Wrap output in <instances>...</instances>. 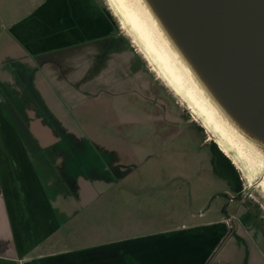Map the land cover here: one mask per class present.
<instances>
[{"label":"rangeland","instance_id":"1","mask_svg":"<svg viewBox=\"0 0 264 264\" xmlns=\"http://www.w3.org/2000/svg\"><path fill=\"white\" fill-rule=\"evenodd\" d=\"M94 2L101 3L103 11L114 20L112 23L108 19L111 33L121 36L117 42L108 38L100 52L94 46L53 50L33 59L34 69L29 67V61L18 69L12 60L19 59L21 54L7 49L12 48L10 38H0V101L14 106L9 93H16L18 82L26 102L37 106L27 90L31 84L49 108L50 115L43 107L46 116L42 108L31 111L33 115L28 121L34 127L32 132L42 137V147L61 149L58 163L55 153L47 150L48 164L38 168L40 172L50 171L52 165H60L61 171L68 169L70 178L64 177L62 184L58 182L53 189L59 200L64 203L69 195V199L75 197L79 201L76 194L86 198L84 193L89 189L80 178L81 174H88V166L103 163L117 174L113 165L117 160L132 169L120 182H109L99 190V199L87 205L58 204V210L65 208V213L60 214L62 228L58 231L63 229L69 234L61 242L52 243H72L82 237H96L99 232L104 235L98 238L110 239L122 233L173 228L182 222L194 224L200 219L218 218L225 208L233 227L231 236L236 235L234 245L250 249L251 256L258 260H252V264H264V190L259 184L263 170L250 169L230 150L229 158L242 181L240 197L234 198L226 182L212 172L209 159L211 139L219 147L218 142L228 144L193 102L184 93H177V87L165 78L119 2L118 7L116 0ZM43 63L47 66L40 70L37 65ZM38 106H42L40 102ZM4 112L5 107L0 106V171L3 175L10 169L13 174L4 175L3 184L0 180L1 193L9 201L18 195L19 188L23 209L33 214V221L34 211L38 212V222L45 232L50 230V222L36 200L40 195L38 184L29 175L23 145L5 120ZM35 160L38 161L36 157ZM23 217L17 215L19 232ZM104 224L106 229H101ZM90 230L89 235L80 236ZM233 254L230 257L236 260Z\"/></svg>","mask_w":264,"mask_h":264},{"label":"crops","instance_id":"2","mask_svg":"<svg viewBox=\"0 0 264 264\" xmlns=\"http://www.w3.org/2000/svg\"><path fill=\"white\" fill-rule=\"evenodd\" d=\"M103 10L101 3L97 5L94 0H0V38H10L8 42L12 48L7 49L21 54L19 59L12 60L18 64V69L25 67L27 61L34 69L32 60L53 50L94 46L100 52L103 43L115 35L111 33V24ZM94 53L97 54L95 50ZM42 66L46 68L47 64L37 65L40 70ZM17 84L15 95L19 96ZM33 89L46 106L37 88L34 86ZM1 100L3 109L7 104ZM4 114L23 145L22 140L26 137L12 125L6 110ZM24 152L30 166L29 175L38 184L40 195L36 200L50 222V230L42 231L37 211H34L33 221V214L23 209L19 188L16 190L18 195L10 197L9 201L0 188V264H252V260L258 261L246 246L234 245L232 240L236 235L232 237L234 232L228 229L226 216L229 213L225 208L221 209L218 218L200 219L194 224L182 222L173 228L122 233L110 239L98 238L104 235L99 232L96 237H82L72 243L54 245V241L61 242L69 234L63 229L58 231L62 228L60 214L65 213V209L58 210L57 204L68 205L69 202L56 199L50 188L52 184L45 183L30 154L25 149ZM59 152L56 154L57 163L61 159ZM12 174L10 169L3 175L0 171V180L4 175L11 177ZM88 203L91 201L84 199L78 204ZM22 214L21 219L26 222L22 220V231L19 232L20 223L17 224L16 220L19 219L17 215ZM105 225L101 229H106ZM90 233L91 230L80 236ZM232 253L237 256L236 260L234 256L230 257Z\"/></svg>","mask_w":264,"mask_h":264},{"label":"water","instance_id":"3","mask_svg":"<svg viewBox=\"0 0 264 264\" xmlns=\"http://www.w3.org/2000/svg\"><path fill=\"white\" fill-rule=\"evenodd\" d=\"M225 115L264 149V0H144Z\"/></svg>","mask_w":264,"mask_h":264},{"label":"bare ground","instance_id":"4","mask_svg":"<svg viewBox=\"0 0 264 264\" xmlns=\"http://www.w3.org/2000/svg\"><path fill=\"white\" fill-rule=\"evenodd\" d=\"M118 2L121 10L127 12L129 24L144 40L145 49L149 57H153L157 61L158 66L163 69L165 78L177 87H175L177 93H184L187 99L193 102L206 121L212 125L214 130L228 144L226 146L224 143L217 141L220 149L231 158L230 150L234 151L254 171L263 170L259 184L263 186L264 190V149L246 137L230 121L214 99L209 96L169 40L144 0H116L117 7ZM158 76L160 75L158 74Z\"/></svg>","mask_w":264,"mask_h":264},{"label":"flooded vegetation","instance_id":"5","mask_svg":"<svg viewBox=\"0 0 264 264\" xmlns=\"http://www.w3.org/2000/svg\"><path fill=\"white\" fill-rule=\"evenodd\" d=\"M113 38V40H115L116 42L118 41V35H112L111 36ZM110 38V37H109ZM99 56V54H98ZM90 69V68H89ZM30 89L27 88L28 92L30 95H33L34 92H36V90L33 89V86H31L30 84ZM32 88V89H31ZM18 98L16 99V102H13L14 106H9L11 112H9V114L7 115V117L9 119H11L12 121V125H14L17 129H20L19 131L22 132V134L26 137L24 140H22L23 143V147L24 149L30 154L32 162L37 166V168H40L41 166L44 167L46 164H48L47 160H46V155H47V150H50L51 153H55L54 155L57 154L58 151H60L61 149L58 148V146L55 147H42L41 146V139L42 137H38L36 136V134H34L32 132V129L34 127L30 126V122L28 121V119L33 115L31 111L34 112H38L39 110H42L43 112L47 109V107L44 105V103L38 98H36L34 101L36 102L37 106H38V102L41 103V107H35L34 104L32 103H28L26 102V100L23 99L22 95L17 96ZM43 107H45L46 109H44ZM37 108H39V110H37ZM42 108V109H41ZM27 110L30 112V116H28V112ZM48 114L50 115V111L47 109ZM45 113V112H44ZM41 114V113H40ZM42 116V114H41ZM46 116V113H45ZM52 119L55 118V116H50ZM55 144V143H53ZM58 150V151H57ZM68 148L64 149L63 151H67ZM60 153V152H59ZM35 157L38 161L35 160ZM49 167V166H47ZM52 169L50 168V171L47 172H43L44 170H41V176L43 178V180L45 181L46 184H52L50 188L54 189L55 185H58L57 183L59 182L60 184H62V182L64 181V177L70 178V175H68V169L64 168L63 171H61V166L57 165V167L55 168L54 165H52ZM107 167L104 166V164L99 163L95 166H88V168L86 169L87 173L85 172L84 177L81 174V177L83 178V182L87 185L88 187V191L84 193V195L87 194L86 198H83L82 196H80L79 194H76L77 199H79V201L81 200H96L99 198L100 196V192L99 190H102L105 186H107V184L110 183H118L121 181V179L126 176L132 169L130 168H126L124 167L122 164L118 163L116 164V168L118 169L117 174H114L113 172H111L110 169H106ZM52 172V173H51ZM46 173V175H44ZM51 173V174H49ZM49 174V178H45L47 175ZM66 174V176H64ZM58 180V181H57ZM233 196V195H232ZM56 199L59 200V198L56 196ZM67 201L70 204H74V203H79V201L75 200V197L72 199H69V195L66 196ZM58 205V204H57ZM61 209V208H60ZM65 209V208H64ZM230 218V215L226 216V219ZM230 222V221H229ZM228 224V229L230 231H232L233 227L230 226Z\"/></svg>","mask_w":264,"mask_h":264},{"label":"trees","instance_id":"6","mask_svg":"<svg viewBox=\"0 0 264 264\" xmlns=\"http://www.w3.org/2000/svg\"><path fill=\"white\" fill-rule=\"evenodd\" d=\"M108 19L112 23H114L112 17L107 13ZM22 79L19 80L20 84ZM30 86V84H29ZM32 89V88H31ZM9 97L13 98V102H16L17 96L15 93H9ZM34 100L39 98L36 92L33 93V95H30ZM42 101V100H41ZM9 109V106H5V110L7 111ZM9 114V113H7ZM200 129L202 127L199 126ZM209 151H210V164L212 168V172L217 176L218 178L224 180L230 190L234 194V198H239L242 190V181L240 174L235 167V165L232 163L231 159L220 149V147L217 145V143L214 140H210L208 143ZM113 165L116 167V164H118L117 160L114 161Z\"/></svg>","mask_w":264,"mask_h":264},{"label":"built area","instance_id":"7","mask_svg":"<svg viewBox=\"0 0 264 264\" xmlns=\"http://www.w3.org/2000/svg\"><path fill=\"white\" fill-rule=\"evenodd\" d=\"M229 219H230V218H227V219H226V222H227V223L229 222Z\"/></svg>","mask_w":264,"mask_h":264}]
</instances>
